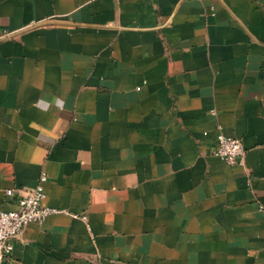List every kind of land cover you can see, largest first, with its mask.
I'll return each mask as SVG.
<instances>
[{
	"label": "crops",
	"instance_id": "1",
	"mask_svg": "<svg viewBox=\"0 0 264 264\" xmlns=\"http://www.w3.org/2000/svg\"><path fill=\"white\" fill-rule=\"evenodd\" d=\"M42 171L7 264H264V0H0V211Z\"/></svg>",
	"mask_w": 264,
	"mask_h": 264
},
{
	"label": "built area",
	"instance_id": "2",
	"mask_svg": "<svg viewBox=\"0 0 264 264\" xmlns=\"http://www.w3.org/2000/svg\"><path fill=\"white\" fill-rule=\"evenodd\" d=\"M14 31H5L1 38L9 37ZM212 153L222 157L229 163H242L246 153L240 138L228 136L222 131L217 134ZM48 176L42 171L36 186L26 189L17 195V208L0 211V264H7L14 248V241L20 238L24 227L31 222L42 223L58 209L45 203L44 182ZM8 196L15 191L8 189ZM264 212V204L260 206Z\"/></svg>",
	"mask_w": 264,
	"mask_h": 264
}]
</instances>
